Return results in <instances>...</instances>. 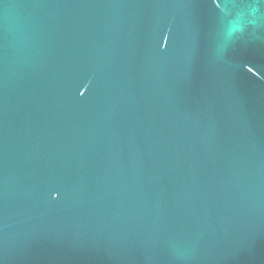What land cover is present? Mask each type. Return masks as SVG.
I'll return each instance as SVG.
<instances>
[{
	"label": "water",
	"instance_id": "water-1",
	"mask_svg": "<svg viewBox=\"0 0 264 264\" xmlns=\"http://www.w3.org/2000/svg\"><path fill=\"white\" fill-rule=\"evenodd\" d=\"M0 264H264V0H0Z\"/></svg>",
	"mask_w": 264,
	"mask_h": 264
}]
</instances>
